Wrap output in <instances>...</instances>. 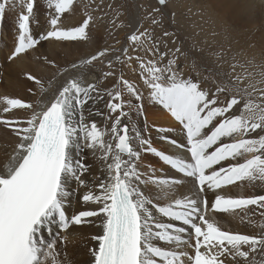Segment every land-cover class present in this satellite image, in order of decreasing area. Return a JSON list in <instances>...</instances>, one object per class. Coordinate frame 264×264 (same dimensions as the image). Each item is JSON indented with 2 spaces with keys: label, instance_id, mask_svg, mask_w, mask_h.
I'll use <instances>...</instances> for the list:
<instances>
[{
  "label": "snow or ice",
  "instance_id": "1",
  "mask_svg": "<svg viewBox=\"0 0 264 264\" xmlns=\"http://www.w3.org/2000/svg\"><path fill=\"white\" fill-rule=\"evenodd\" d=\"M168 3L158 0L151 25L162 26L157 16L165 15ZM44 4L49 10L48 28L36 38L31 27L36 21V0H0V24L9 6L22 9L8 61L42 47V41L93 42L95 20L91 15L77 25L62 22L73 0H44ZM164 37L171 44L179 39L177 32L168 30L159 40L147 30L133 31L120 54L99 68L94 82L87 80L84 69L91 66L89 74L94 75V62L103 65L102 58L109 56L110 49L97 50L79 64L73 63L76 75L63 81L59 77L69 69L61 72L45 57L41 65L53 64L58 76L55 84L49 78L54 91L40 105L0 98L4 113L31 110L30 118L23 123L0 120L12 129L9 136L18 137L11 143L14 155L7 164L0 162V264H73L57 250L59 236L49 241L42 238L45 230L52 232L54 223L58 232L67 231L70 225L81 226L82 230L99 225L100 230L90 236L97 242V247L89 249L91 264H230L229 255L235 264H252L250 254L264 251V232L259 237L233 234L215 215L237 209L246 213L255 206L254 210L264 216V192L245 197L233 195L226 188L238 181L264 182V107L249 101L243 104L247 114H237L239 91L229 98L227 84L185 78L178 66L185 51L180 46L170 48ZM149 53L151 56L145 59ZM194 60L198 62L199 58ZM117 66H121L119 76ZM125 70L137 73L142 85L138 87V82L127 79ZM109 78L114 86L105 90L100 82ZM26 79L39 85L41 92L49 91L44 77L28 73ZM235 80L239 82L241 77ZM248 87L254 89L252 84ZM145 102L160 106L162 111L158 110L156 118L164 116L174 122L154 130L160 141L176 152L166 153L154 146ZM97 104L103 105V111L95 107ZM86 112L87 116L103 115V126L95 120L89 122ZM133 113L143 119V129ZM257 129L262 133L258 139L245 138ZM85 149L94 156L99 153L103 163L104 178L91 181L99 191L89 187L86 177L92 172L82 158ZM142 153L167 166L159 171L170 172L171 178L158 177L157 168L150 164L147 171H142ZM222 162H228L227 166ZM72 181L86 189L82 203L94 208L66 214L68 198L74 194L68 190ZM152 209L180 226L157 220ZM173 244L186 248L173 251L163 246Z\"/></svg>",
  "mask_w": 264,
  "mask_h": 264
},
{
  "label": "rangeland",
  "instance_id": "2",
  "mask_svg": "<svg viewBox=\"0 0 264 264\" xmlns=\"http://www.w3.org/2000/svg\"><path fill=\"white\" fill-rule=\"evenodd\" d=\"M198 2L196 4L194 0H169L165 15L163 17L157 16V19L162 20V26H156L150 24V19L153 15V10L158 6V0H73L72 9L68 13L63 14L62 22L67 26L69 25L68 20L78 19L73 24L77 25L78 22H81V17L86 18L91 15L95 20V26L92 28L93 42L90 44L86 42H57L56 44H60L62 47V51L59 52L74 53L75 55L72 56L75 57L70 62L60 61L53 63L58 66L64 64L59 66L62 72L65 67L68 69L72 68L73 63L79 64L81 59L87 58L90 53L97 50L110 49L109 56L102 58L104 60L103 65L99 61L94 62L97 67L91 71L99 74V68L106 67L108 59L114 60L115 55L120 54V50L127 45V36L133 31L137 29L141 31L147 30L159 40L162 38L163 31L168 30L169 32H177L179 39L176 44H171L167 37H164L163 40L169 43L170 48L174 49L180 46L186 53L178 61V66L185 78L193 80L204 78L218 86L227 84L229 85V98H231L232 94L239 91L240 105L237 114H247L244 112L243 104L249 101L253 105L264 107V58L258 56V59L253 60L248 56L247 51L239 49L233 35L227 32V28L210 16L207 8L203 6V0H198ZM201 3L203 5L200 6L199 4ZM36 4L42 7V12H45L38 14L39 17L46 18L43 25L35 21L36 24L33 26V35L39 38V35L44 32L43 26L48 28L47 17L49 12L45 7L44 0H36ZM6 11H9L6 16L10 17L13 14L10 12L14 10H9L8 7ZM8 23V29L6 30H8L9 34H12L14 32L13 24H10L12 23L11 21H8ZM135 23L136 29L133 27ZM0 32L3 31L0 30ZM1 34L3 39L7 38L5 31ZM42 45V47L30 50L11 62L6 59L8 54L3 53L4 64L7 67L12 66L13 68L12 62H15L18 67L16 69L13 68L16 74L13 73L7 76L8 80L3 85L4 90L10 98L21 99L22 102L31 103L34 107L40 104V97H43L46 92H41L40 86L34 81L27 80L26 76L28 73H36L38 77H44L46 76L44 75V69L47 73V70L53 68V64L42 66L40 63L45 57L51 61L53 42L42 41ZM161 50H163V44H161ZM131 54L135 55L134 52ZM141 54L143 55V52ZM150 56L151 54L149 53L148 56H145V59ZM197 57L199 58L198 62L194 60ZM250 60L255 64L257 63V66L253 67ZM120 67L117 66V76L120 74ZM89 69H91V66L86 67L87 73H89ZM55 70L57 71L56 68ZM72 74H76L75 70L72 71ZM124 75L134 83L138 82V87L142 85V80H139L137 73L125 70ZM70 76V70L64 74V77ZM236 76L241 77L239 82L235 80ZM100 84L105 90H111L114 86L112 78L101 81ZM233 84H236L237 87H233ZM249 84L254 85V89L249 88ZM245 89H247V93ZM50 91L52 89H49L48 93ZM150 108L151 106L145 102V116L147 115V109ZM152 108L155 109L154 106ZM236 109L237 106H234V110ZM8 113L11 114L8 119L13 122L20 121L23 123L30 118L31 110L13 109ZM133 118L137 119L134 116ZM139 120L141 122L139 121L138 127L143 129L144 121L140 118ZM258 131L261 130L258 129ZM156 135L153 130L152 137L159 138ZM4 142L7 144L0 141L2 152L8 150L9 147L7 145L10 144L8 140ZM158 175L160 178H171L170 172H159ZM72 182L77 184L75 181ZM222 220L227 221L225 215L222 216ZM243 228L253 229V227L246 225H243ZM158 243L160 244L161 242L158 241ZM168 246H174V244Z\"/></svg>",
  "mask_w": 264,
  "mask_h": 264
},
{
  "label": "bare ground",
  "instance_id": "3",
  "mask_svg": "<svg viewBox=\"0 0 264 264\" xmlns=\"http://www.w3.org/2000/svg\"><path fill=\"white\" fill-rule=\"evenodd\" d=\"M194 2L196 4L199 3L198 0H194ZM203 4L201 3L199 5L205 6L209 11L210 16L214 17L218 22H220L227 28V32L230 35L231 34L233 35L234 39L236 40L237 47L239 49L247 51L248 56H250L253 60L258 59V56L260 57L262 56L264 58V0H203ZM36 5L37 6L34 9L36 22L38 24L43 25V22L46 18L39 17L38 14L40 13L43 14L45 12L44 11L42 12V7L39 4ZM9 10H14L13 12H10L11 14L12 13L13 14L11 16L9 15L10 17H7L6 13L9 11H6L5 13L6 18L4 17L2 24H0V30L3 32L5 31L7 36L6 39L5 38L3 39L1 34L3 32H0V60H1L0 98H3L5 96L10 97L4 90L3 85L5 81L8 80L7 76H10L11 74L15 73L14 69L18 68L15 62H12L14 69L12 68V66L7 67L4 64L5 58L3 53L9 54L10 50L14 46L16 22L18 19V15L22 11L20 7L13 8L12 6H9ZM82 19L83 17H81V22ZM8 21H11L12 23L10 24H13L14 32L12 34H9L8 30H6L8 29V24H9ZM68 21H69V25H73L75 22L78 21V19L68 20ZM36 22L32 23L31 25L32 30L34 29L33 26L36 24ZM136 23L133 26L135 29H136ZM46 29L47 27L43 26V31H45ZM56 43L57 42H53V48H52L53 55L51 58L52 62H56V63L60 61L70 62V60H74L73 58L75 56L74 57L72 56L75 55L74 53L59 52L62 51V47L60 46V44H56ZM250 63H252L251 65L253 67L257 66V63L255 64L254 62H251V60ZM61 65L64 64H60L59 66ZM69 70L71 76L76 75V74H72L73 71L72 68H70ZM84 74L87 77L90 75L89 73H87L86 68L84 69ZM44 75H46L44 76V80H43L45 88L52 89V91H54L53 88H50L49 78L50 77L53 78L52 79L53 84L57 83L58 74L57 71L55 70V67L47 70V73L44 69ZM64 78H65L64 76L59 77V80L63 81ZM50 93L51 91L49 93L46 92L45 94H43V97H40L41 102L44 101V97L46 95H50ZM148 104L149 106H151V108L147 109L146 118L148 120L149 125L153 126V130L155 129V127H162V126L167 127L170 125H174L173 121L166 119L164 116H159V118H156L158 115V110H161L159 105H153L151 102L149 103L147 102V105ZM153 106L155 107V109L152 108ZM87 107L88 105L85 106L86 109ZM95 107L103 111L102 104H97ZM2 108L3 105H0V120L8 119L11 114L4 113L2 111ZM133 116L136 117L134 113ZM86 117L89 122L95 120L96 122H98V126L101 127L103 126V121H104L103 115L87 116V112H86ZM137 120L138 123L141 122L139 118H137ZM10 130L12 131V129H10L9 127H5L3 124H0V141L6 143L7 141L6 142L4 141L8 140L10 142V144L7 145L9 147L8 150L6 151L3 150L4 152H2V148H0V162H3L4 164H7L8 160L11 159V155H14L11 149L12 140L18 139V137L9 136V132H11ZM154 134H156L155 130H154ZM259 134L262 133L257 129L255 132L250 133L249 136L245 138L258 139ZM169 135L171 136L173 134L169 133ZM152 139L154 141V146L158 147L159 150H164L166 151V153H174L177 151L175 148L171 147L165 142L160 141L159 138L152 137ZM73 151L75 154V150ZM1 152L3 153V155ZM91 153L92 152L87 149H85L82 153V158L88 165L91 166V172H92V176H87L86 178L89 181V187L94 191H99L98 186L92 185L91 181L96 177H99L100 179L104 178V175L102 174L103 163L98 158L99 153H97L95 156ZM142 160L144 161V167H142L141 170L147 171L146 166L150 164L155 168H157L158 171L156 175L158 177H159L158 174L160 172L159 169H161V167L167 168V166L161 165V162L151 154L142 153ZM227 163L228 162L224 163L225 166H227ZM150 187L153 191L158 190L156 186H150ZM226 188H230L233 195H242L248 197L253 194H259L261 192H264V182H260L258 180L253 182H249L247 180L238 181L236 185L226 186ZM68 190L70 192H73L74 194L70 195L68 198L66 204V214L71 215L72 213L78 212L79 210L91 209L95 207V205H84L82 203V195L86 191L85 188L80 187L78 184L71 182L70 185L68 186ZM180 191L183 192L184 189L180 188ZM254 209L255 206H250L249 209L246 211V213L240 212V210L237 209V210H233V212L230 213H216L215 215L216 218L220 220V222L223 224L224 228H226L233 234H249V235H256L257 237H259V235L262 232H264V229L261 228V225H264V216L260 215L259 210H254ZM152 211H153V215L157 220H161L162 222L165 223L171 222L176 226H180L178 222L168 221L166 218L160 217V215L155 212V209H152ZM234 213H238V214H234ZM223 215L226 216L227 221L222 220ZM243 225H246L248 227H253V229H245L243 228ZM51 227H52L51 233H49L48 231H44L47 232L49 235H51L50 237L47 233L41 234L42 238L45 239V241H49L52 238L59 236L60 239H57V244H56V248L58 251H60L62 254H66L68 258L72 260L73 264H91L92 258L89 249L97 247V242L91 240L90 236L100 230L98 224L96 226L89 225L83 227V230L81 226L70 225L67 231H60V232L57 231V226L55 223ZM64 236L67 237L66 240L62 239ZM154 243L160 245L158 241H154ZM163 246L164 247L166 246V248H169V250H173V251H182L185 250L186 248V245H180L178 247L175 244L174 246H168V245H163ZM244 250H247V248H245ZM224 259H225L224 257H221V260ZM236 259L241 260L242 258L237 257ZM248 259L251 260L252 264H264V251L251 253ZM227 262H230V264H235V261H233L230 255L227 257Z\"/></svg>",
  "mask_w": 264,
  "mask_h": 264
},
{
  "label": "water",
  "instance_id": "4",
  "mask_svg": "<svg viewBox=\"0 0 264 264\" xmlns=\"http://www.w3.org/2000/svg\"><path fill=\"white\" fill-rule=\"evenodd\" d=\"M93 73H95L94 75L93 74H90L88 77H87V80H89V81H95L96 80V75H99L98 73H96V72H93Z\"/></svg>",
  "mask_w": 264,
  "mask_h": 264
}]
</instances>
